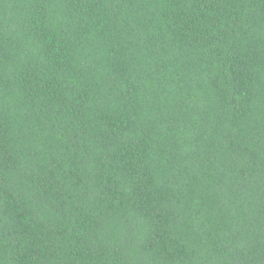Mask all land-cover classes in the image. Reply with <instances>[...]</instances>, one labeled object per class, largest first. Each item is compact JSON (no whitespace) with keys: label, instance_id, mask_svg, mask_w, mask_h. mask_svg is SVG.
Segmentation results:
<instances>
[{"label":"trees","instance_id":"trees-1","mask_svg":"<svg viewBox=\"0 0 264 264\" xmlns=\"http://www.w3.org/2000/svg\"><path fill=\"white\" fill-rule=\"evenodd\" d=\"M0 264H264V0H0Z\"/></svg>","mask_w":264,"mask_h":264}]
</instances>
